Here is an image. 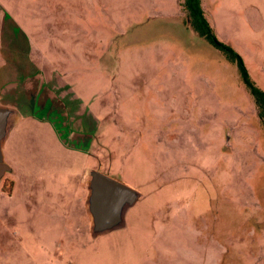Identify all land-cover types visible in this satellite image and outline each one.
Here are the masks:
<instances>
[{
	"label": "rangeland",
	"instance_id": "374dc122",
	"mask_svg": "<svg viewBox=\"0 0 264 264\" xmlns=\"http://www.w3.org/2000/svg\"><path fill=\"white\" fill-rule=\"evenodd\" d=\"M200 2L264 90V0ZM0 16L31 62L14 105L64 123L137 192L100 231L80 199L71 213L54 206L67 185L83 193L79 179L50 169L30 195L10 175L0 264H264V129L237 65L178 0H0Z\"/></svg>",
	"mask_w": 264,
	"mask_h": 264
},
{
	"label": "crops",
	"instance_id": "0c3cea01",
	"mask_svg": "<svg viewBox=\"0 0 264 264\" xmlns=\"http://www.w3.org/2000/svg\"><path fill=\"white\" fill-rule=\"evenodd\" d=\"M0 18V107L4 109L5 122L1 139L0 181L10 175H20L31 195L34 181L41 175L46 176L50 169L61 174L68 183L79 179L83 193L72 192L67 185L66 190L55 194L54 206L61 213H71L78 208L77 200L80 199L86 205L94 230L91 212L92 173L101 170L95 165L92 143L89 146L79 143L73 145L69 138L72 137L71 132L68 137L62 135V131L68 128L64 123H54L47 115L36 113L32 107L27 110L14 105L15 100L9 94V88L15 79L29 73L31 62L27 58L26 48L22 46L24 43L14 42L12 27L7 28L5 20ZM59 126L63 127L62 130ZM123 213L124 209L122 216Z\"/></svg>",
	"mask_w": 264,
	"mask_h": 264
},
{
	"label": "water",
	"instance_id": "95a60500",
	"mask_svg": "<svg viewBox=\"0 0 264 264\" xmlns=\"http://www.w3.org/2000/svg\"><path fill=\"white\" fill-rule=\"evenodd\" d=\"M4 125V109L0 107V164ZM92 176L91 212L94 217V230H108L121 220L124 206L136 200L137 192L132 187L99 171H94Z\"/></svg>",
	"mask_w": 264,
	"mask_h": 264
},
{
	"label": "trees",
	"instance_id": "16d2710c",
	"mask_svg": "<svg viewBox=\"0 0 264 264\" xmlns=\"http://www.w3.org/2000/svg\"><path fill=\"white\" fill-rule=\"evenodd\" d=\"M178 6L188 27L198 37H203L220 50L227 60L237 65L242 82L253 97L258 119L264 129V90L250 78L240 56L230 46L217 40L208 14L203 9L200 0H178Z\"/></svg>",
	"mask_w": 264,
	"mask_h": 264
}]
</instances>
